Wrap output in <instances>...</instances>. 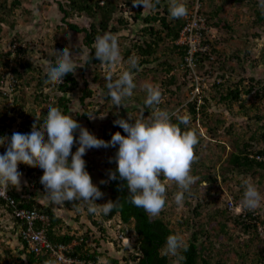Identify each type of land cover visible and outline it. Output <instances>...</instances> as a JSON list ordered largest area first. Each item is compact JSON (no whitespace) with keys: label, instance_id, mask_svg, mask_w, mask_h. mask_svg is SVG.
<instances>
[{"label":"rangeland","instance_id":"obj_1","mask_svg":"<svg viewBox=\"0 0 264 264\" xmlns=\"http://www.w3.org/2000/svg\"><path fill=\"white\" fill-rule=\"evenodd\" d=\"M11 1L9 0L10 3ZM124 2L125 0L118 1V8L110 21L111 24H117L120 15L128 20V23L118 25L119 32L112 34L118 40L120 60L110 67L101 63L87 65L86 60L91 49L84 44V33L74 31L67 26L68 24L63 23L61 20L63 14L57 0H21V3L14 8L9 20L3 24L4 33L0 46L5 51L9 50L11 42L17 39L16 42L26 48L25 58L33 62L34 68L26 70L20 67L23 76L19 79L16 92L9 98L0 96V115L7 114V117L15 118L14 121L7 120V123L13 125L11 130H17L22 123V117L16 112L20 108L27 113H35L32 116L33 123L37 119L46 118L48 108L57 105L58 98L62 95L58 93L60 91L44 86L41 93V86L37 83L39 79L46 76L47 66L55 61L56 58L53 55L55 49L63 50L65 47H69L75 56L76 65H82L77 67L75 72L79 82L78 88L64 94L70 100L68 114H72L82 126L106 141L111 140L106 133L112 130L113 122L118 118L117 113L125 119L128 115L134 118L144 115L147 118L150 114L151 110L144 103L146 93L143 85L145 83L159 86L162 92L163 102L160 105L162 109L187 116L190 121L192 114L187 108V103L195 97L199 98L198 103H201V100L203 102L204 97L209 98L207 113L202 117L199 116L195 124L202 137L195 151L197 159L191 169V174L197 178L196 183L191 186L190 193L185 194L183 204L178 206L174 196L180 189L173 181L164 180L166 203L162 211L175 233L182 235L186 243L191 232L197 230L199 225L205 228H211V224L215 225L216 234L211 235L209 239L214 244L211 255L214 264L218 260H223L227 264H264V239L254 229L245 232L242 226L235 225L233 220L226 218L228 211L232 215L250 211L242 204L243 181L248 180L255 184L261 194L260 205L252 212L264 219V172L256 168L233 169L227 163L229 156L235 150L264 148V96L255 97L253 92L250 94L242 92L241 99L234 101L228 107L220 100L223 88L218 89L213 86L214 81H224V90L228 86L236 85H239L241 90H245L252 85L257 88V82L264 83V20L260 21L256 12L257 9L260 10L259 0H203L205 10L216 9L220 12L222 25L207 28L208 37L212 42L211 57L187 73L188 77L194 79V89L191 90L190 85L183 83L184 70L175 67L169 73L165 71V68L174 66L176 63L171 59L176 57L175 51L167 48L172 45V42L166 40L159 45L158 61L141 65L136 72H133L137 87L133 90L132 96L125 100L128 107L120 106L117 109L113 106L111 99L106 96L104 76L111 71L115 79L122 71L127 70L128 59L125 58L124 47L135 44L133 39L142 27V24L136 23L132 17L136 10L133 4L129 5L126 11H121V8H124ZM190 13L191 10L188 15ZM13 20L15 26L11 27L9 23ZM71 22L80 26H89L91 18L86 15L75 16ZM225 23L226 25L223 26ZM156 27L161 28L159 23ZM203 50H209V47H203ZM132 57H135L137 61L140 60V55L135 49L132 51ZM161 61L165 63H160ZM12 65H15L14 61ZM84 66L86 69L83 70ZM97 71H99L98 75H96ZM173 74L177 79L176 83L171 85L169 80ZM221 74L223 77H219ZM95 76L99 83L95 81ZM165 83L173 91L163 94L162 90L166 87L162 85L168 86ZM99 84L102 86L101 89ZM84 87H89L95 92L91 97L85 98L82 103L80 100L82 92L79 89ZM45 94L49 96L45 97ZM86 110L96 115L95 119L83 118L81 114ZM78 135L77 131V139ZM5 136L9 137V134ZM74 146L73 152L79 145L77 143ZM0 148L5 150L6 145ZM112 157V147L89 149L84 156L89 164L87 170L98 186H102L104 183L100 182L108 178ZM38 180L40 178L35 182L33 179L29 181V177H23L21 185L24 186L25 192L35 195L37 202L52 206L63 220V223L56 228L58 235L70 232L75 237L85 236L92 248L99 246L102 254L100 260L106 262L112 257L120 259L122 264L130 263L129 257L134 250L137 237L133 224L124 225L119 222V217H114L106 221L107 223L102 221L106 231L100 232L99 225L93 222L102 220L103 213H89L86 205L78 202L73 204L66 201L63 205L53 204L44 192V186ZM230 201L234 202V208H230ZM106 202L108 201L105 195L97 200L98 204ZM222 222H226L223 230ZM15 228L13 219L1 212L0 264H28L27 256L21 252L22 245ZM122 229L130 237L126 241L128 242L126 249H123L124 243L120 238ZM201 236V239L207 240L206 236Z\"/></svg>","mask_w":264,"mask_h":264},{"label":"clouds","instance_id":"obj_2","mask_svg":"<svg viewBox=\"0 0 264 264\" xmlns=\"http://www.w3.org/2000/svg\"><path fill=\"white\" fill-rule=\"evenodd\" d=\"M69 3L70 0L65 2L57 0L58 7L63 14L61 20L71 28V19L81 15L73 12L71 15L65 16L60 4L69 9ZM158 3L159 0H133V6H143V10H153ZM199 6L200 4L197 2L194 11L191 12L193 14L196 10L198 12ZM258 8L264 14V0H259ZM168 11L173 19L187 17L188 20L190 17V14L187 16L188 10L183 0H168ZM83 27H90V25ZM205 27V30L210 28L207 26L206 20ZM17 44L19 43L16 42L15 46ZM94 50L95 57L102 65L107 64L111 67L120 60L118 40L115 35L109 33L97 35L94 41ZM200 50H203V47ZM197 51L193 53L188 51V66L192 70L199 67L194 63V53ZM53 55L56 62L53 63L54 65L47 66L45 83L54 86L63 84L65 82L64 77L69 73L75 74L77 67L82 65H76L75 56L69 47H65L63 50L55 49ZM137 68V59L129 57L127 70L122 71L115 79L111 71L104 76L107 89L106 96L111 99L113 106L117 109L120 106L128 107L125 100L132 96L133 90L137 87L133 76V70ZM98 72L96 75L99 74ZM13 77L15 78L13 74H10V77H7L5 81L9 88L15 84ZM94 79L99 83L96 76ZM101 88L102 86L99 84V89ZM1 89L3 88L0 87ZM75 89L58 93L65 96L64 94ZM143 89L146 93L144 103L151 110L150 114L147 115V118L144 115L136 118L128 115V118L125 119L117 113L118 118L113 123L122 128L125 134L116 131L111 136V140L106 141L98 138L87 127L82 126L72 114H66L58 107H49L46 118L42 122L37 119L33 123L30 133L14 132L10 138L7 136L0 137V146L6 145V152L0 154V188L10 186L16 192L21 193L18 200L22 201L31 195L25 192L24 186L22 187L21 178L29 177V181L33 179L35 182L40 178L38 181L44 186V192L53 204L63 205L66 201L73 202V204L83 203L89 213L107 215L116 206L117 201L109 200L103 204L97 203V200L101 199L104 193L93 182L86 168L84 156L89 149L116 148L118 145L114 157L110 158V162L114 161L116 167L109 171L108 178L110 180L119 178L125 182L121 188H127L128 199L132 205L143 209L150 220L158 217L166 202L164 180L173 181L180 189L175 194L174 199L178 206L182 205L185 194L190 193L191 186L196 183L197 179L191 174L192 165L197 159L194 151L199 143L197 134L191 130L189 117L170 113L160 107L163 101L162 92L158 85L145 83ZM79 90L82 92V88ZM91 91L95 92L92 89ZM83 114L81 115L83 116ZM86 114L89 119H95L96 115ZM173 117H175L176 122L173 121ZM181 125L184 126L183 130ZM77 131L79 133L78 139L76 137ZM77 143L79 147L73 152V146ZM27 166L36 169L32 173H28ZM40 170L43 171L42 176L39 175ZM100 183H107V181L102 180ZM243 186L242 204L246 209L255 211L260 205L261 194L251 181L244 180ZM22 195L26 197L23 198ZM56 216L60 217L58 214ZM7 217L9 218V216ZM106 221L105 223H107ZM14 225L15 231L18 233V225ZM87 247H91L89 241H87ZM187 248L188 245L182 235L170 234L163 246V254L183 259L181 252L187 251ZM94 250L91 247L90 251L93 252ZM97 250L100 252L99 248ZM101 255L97 260L100 261ZM45 264H49V262L46 261Z\"/></svg>","mask_w":264,"mask_h":264},{"label":"trees","instance_id":"obj_3","mask_svg":"<svg viewBox=\"0 0 264 264\" xmlns=\"http://www.w3.org/2000/svg\"><path fill=\"white\" fill-rule=\"evenodd\" d=\"M118 1L119 0H70L69 9H66L64 5L60 4L61 10L64 12L65 16L71 15L73 12L79 13V15H86L87 17L91 18L90 27H83L76 23H72L71 28L84 33V43L91 48V51L88 54V59L86 61L87 65L90 64H100L101 62L95 57V50H94V41L97 35H103L104 33L109 32L110 34H115L119 32L118 25L120 23H128V20L124 18V16L120 15L118 17L117 24H111V20L113 14L115 13L116 9L118 8ZM200 4L198 7L197 14L201 15L207 23L208 27H220L222 25V21L220 19V12L218 10H205V6L203 4V0H183L185 3L188 12L194 11L196 4ZM21 3V0H12L11 3L9 0H2L0 1V40L3 38V24L6 23L11 15L13 14L14 8H16ZM9 6H6V5ZM133 4V0H125L124 8H121V11H126L128 6ZM258 13V19L260 21L264 20V14L261 13L260 10H256ZM193 12L190 13L189 16H192ZM188 16V14H187ZM132 17L135 19L136 23H141L142 27L137 31V35L133 39L134 45L133 46H125L124 47V55L125 58L129 59L132 57V51L135 49L137 54L140 55V60L138 61V67L141 65H145L148 63H153L154 61H158L159 57L157 53L159 52V45L166 40H170L172 42L171 46L167 48L175 51L176 57H172L171 59L174 60L176 63L175 65H171L170 67L165 68V71L169 73L175 67L184 70L185 78L183 83L190 85L191 90L194 88V79L193 77H188L187 73L190 72V67L188 66L187 57L189 55V46L188 44H178L176 41L179 39L181 31L185 24L187 23V17L180 18V19H173L171 18L169 11H168V0H159V3L156 5L155 9L153 10H143V6L136 7L135 12L132 14ZM159 23L161 28H157L156 24ZM11 27L15 26V22L9 23ZM226 23L223 25L225 26ZM222 26V27H223ZM202 33V47H209V50H198L194 53V63L195 65L199 66L202 63L206 62V60L210 59L212 53V45L211 40L208 37L207 30L201 29ZM16 40L11 42L9 50H3L0 46V87L3 89L0 90V96L4 98H9L12 93H15L19 87V79L23 76L21 74V68L24 67L26 70L30 69L33 70V62L31 60H27L25 58V53L27 52L26 48L16 44ZM206 49V48H205ZM156 59V60H155ZM14 61V66L12 65ZM56 61H53L55 64ZM165 61H161L162 63ZM159 63V64H160ZM53 64V65H54ZM221 68V67H220ZM223 68V66H222ZM83 70L86 69V66L82 68ZM138 70L134 69L133 72ZM10 74L15 76V84L10 88L6 85L5 81L7 77H10ZM219 77H223L221 74ZM65 82L59 85H51L46 84V76L42 79H39L38 85L41 86V93H43V87H48L50 89H54L55 91H68L75 89L78 86V80L76 75L73 73L67 74L65 77ZM176 75L173 74L172 78L169 80V84L173 85L176 83ZM191 83V84H189ZM167 84V83H165ZM168 85V84H167ZM225 82L223 81H214L213 86L220 89L223 88L221 91L220 100L225 102V104L230 107L234 101H238L241 99V93L250 94L253 92L255 97L264 96V83L257 82L258 87L256 88L254 85L251 87L241 90L239 85L234 87L228 86L226 90H224ZM164 88L163 94L168 91H173L172 88L168 86H163ZM93 92L91 89L82 88V94L80 99L82 103L84 102L86 97H91ZM48 94H45V97H48ZM109 98V97H108ZM110 99V98H109ZM69 98L66 96H60L58 98L57 105L53 107H58L66 114L69 112ZM199 98L195 97L192 101L187 103V108L189 112L192 114L191 118V130L197 134L198 140L202 139L201 134L199 133V128L196 127V121L199 116L207 113V108L209 107V98L204 97L203 102L198 103ZM22 117V123L17 128V130H11L10 123H7V120L14 121L15 118L7 117V114L0 115V137L5 136L7 133L9 134V138L14 132L20 133H30L32 130L33 120L32 116L35 113H27L23 108L17 110ZM89 111L86 110L83 114V117L87 119V114ZM200 114V115H199ZM179 115V114H178ZM45 117L42 119L44 120ZM41 120V122H42ZM173 121H175V117H173ZM194 123V124H193ZM183 130L184 126L181 125ZM9 129V130H7ZM116 131H120L122 134H125L123 129L114 125L112 130L106 133L107 137H111ZM199 143L196 145L194 151H196ZM75 147V146H73ZM118 149V145L116 148L112 147V155L114 157L116 151ZM6 150H2L0 148V154H4ZM258 155L264 156V148L259 150H245V148L240 150H235L229 156L227 163L234 169L239 168L242 170H249L256 168L264 172V159H258ZM85 159V158H84ZM86 161V168H89L88 161ZM25 165V164H22ZM109 170H114L116 167L115 162H111L109 166ZM28 173H32L35 171V167L27 166ZM30 175V174H29ZM39 175H43V171H39ZM107 183H104L102 186H99L102 189V192L107 197V201H117L116 206L113 210L105 215H102V220L97 221L94 220L93 223L99 225V231H106L104 224L102 221L110 220L114 217H119L120 221L124 225L133 224V228L137 235L136 243L132 254H130V260L133 261L135 264H214L211 260V255L213 252L214 244L210 239L211 235L216 234L215 225L211 224V228H205L203 225H199L197 230L191 232V235L188 240V248L187 251H182L181 255L184 257L183 259H179L177 257L166 256L163 254V246L165 244L166 238L170 234H176L174 229L171 227L170 221L164 217L163 211H161L158 217L154 219H149L148 215L145 211L141 208L135 207L129 202L128 199V190L126 187L123 189L121 185L125 182L119 180H110L109 178L105 179ZM10 193L16 197L17 199L20 198L21 193L16 192L15 189L10 190ZM27 193V192H26ZM31 197L22 199V203L20 204L23 207L28 208H36L48 213L51 217V229L49 231V235L52 239L57 241H62L66 243L72 242L74 239L78 241V245L75 247L76 254L81 253L80 256L91 258L93 260H97L98 257L101 255L99 252L98 245L94 246V251H90V247H87V238L85 236H74L71 235L70 232H66L65 234L58 235L56 228L59 224L63 223V220L60 217H57L53 207L43 205L40 202H37L34 199L35 195L30 194ZM166 203V202H165ZM227 219L233 220L235 225H240L243 227L245 232H249L252 229L255 230L257 234H259L257 230V221H262L264 223V219H262L259 214H255L252 211H247L246 213L240 212L237 215H232L229 211L226 213ZM220 224V223H219ZM226 222L221 223V229H225ZM70 229V228H69ZM123 237L130 239L127 233L122 229L121 231ZM206 236L207 240L201 239L202 236ZM260 235V234H259ZM105 235H103V239ZM99 242V241H98ZM87 247V248H86ZM128 246L124 245L123 249H126ZM22 253H25L27 256V263L28 264H43L44 256H37L32 252H29L26 247L22 248ZM127 260V258H124ZM178 260V262H176ZM109 264H122L121 260L118 258L110 257L108 260ZM126 264V263H125ZM129 264V263H127ZM216 264H227L223 260H218ZM238 264V263H232Z\"/></svg>","mask_w":264,"mask_h":264},{"label":"built area","instance_id":"obj_4","mask_svg":"<svg viewBox=\"0 0 264 264\" xmlns=\"http://www.w3.org/2000/svg\"><path fill=\"white\" fill-rule=\"evenodd\" d=\"M205 19L195 13L190 16L181 32L178 43H186L190 46L189 51L193 53L202 49V33L201 29H205ZM64 82V80H63ZM258 159H264V156H257ZM11 187L0 188V213L13 219V223L18 225V236L22 247H26L29 252L37 256H44L43 264H107L101 260H93L80 256L81 253H74L75 247L78 245L77 240L70 243L54 240L50 237L49 231L51 227V217L48 213L36 209L23 207L21 200L16 199L10 193ZM22 197H26L22 195ZM230 208H234V202L230 201ZM257 230L264 239V223L257 221ZM124 245H128V238L120 234ZM133 261L130 260L129 264Z\"/></svg>","mask_w":264,"mask_h":264},{"label":"crops","instance_id":"obj_5","mask_svg":"<svg viewBox=\"0 0 264 264\" xmlns=\"http://www.w3.org/2000/svg\"><path fill=\"white\" fill-rule=\"evenodd\" d=\"M118 226H119V227H121V225H120V224H118ZM114 252L116 253V250H115ZM115 255H117V254H115Z\"/></svg>","mask_w":264,"mask_h":264}]
</instances>
